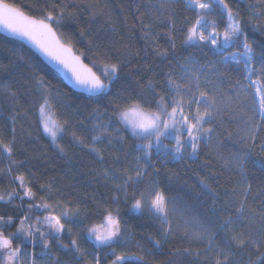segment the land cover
<instances>
[{
  "label": "snow or ice",
  "instance_id": "6c2138e0",
  "mask_svg": "<svg viewBox=\"0 0 264 264\" xmlns=\"http://www.w3.org/2000/svg\"><path fill=\"white\" fill-rule=\"evenodd\" d=\"M177 2L149 0L145 4L135 0L132 13L135 22L130 28H138L143 36L145 56L150 50L151 56L159 59L163 67L156 72L160 66L141 65L152 71L153 76L142 86L138 82L140 91L117 92L103 108H92L89 115L94 116V122L83 131L80 126L85 125L87 118L81 119L72 112L62 113L64 119L60 124L53 121L52 108L63 103L64 93L51 86L36 64H29V81L35 91L29 99V107L24 109V118L29 112L34 114L35 130L47 133L57 152L65 153L64 145L59 142L63 137L58 136L63 133L70 138L68 143L94 155L99 167L90 171L103 182L110 195L107 198L89 196V206L76 190L61 185L55 177L37 175L26 167L25 159L17 158L23 153L22 137L17 131V121L22 116L20 112H13L9 126L0 129V152L7 157V167L0 168V181H8L0 187V202L13 207L11 213L0 211V264H40L44 257L60 264V260L51 255L54 246L71 252L77 264H150L152 248L162 246L180 233L190 243L203 247L195 250L189 247L175 254L194 255L197 264H236V253L243 251L248 253L246 264H264V199H261L259 212L250 202L264 198V189L254 193L252 184L244 177L218 204L219 193L209 182L215 177L208 173L197 182L204 192L214 197L212 208L216 220L205 225L198 218L190 217L181 224L176 219V199L165 183L170 177L164 176L157 166L158 163L163 165L169 157L198 159L203 151L201 142L211 145L216 135V120L222 108L246 98L249 93L258 102L261 121L257 124L253 120L248 124L242 141L247 147L259 148L264 153V66L259 69L254 66L256 50L244 30L247 19L264 32V0L251 5L253 11L247 18L229 0H186L185 7L194 15L184 16L182 23L177 18ZM215 4L222 6L226 20L209 19L208 14L213 12ZM85 11L87 21L81 19ZM128 19L123 16L118 20L108 4L96 0L84 3L42 0L36 6L0 0V24L27 38L66 69L77 85L94 93L90 99L98 101L107 99L122 74L129 71V57L140 56V51L133 50L118 32V23L125 24ZM96 22H100L98 27ZM72 24L86 40L87 50L76 48L72 34L64 31ZM158 30H163L167 47L160 43L161 31ZM178 39L187 48L215 49L220 58L201 64L190 54L183 63L173 65L168 57L174 58ZM260 56L264 58V43ZM241 57L239 78L234 79L229 65L233 61L240 65ZM19 59L29 58L20 56ZM157 76L162 77V81H157ZM225 78H229L232 85L230 96L215 82ZM0 94L13 107L17 106L20 93L16 85L0 83ZM22 130L30 136L31 124ZM129 136L134 141L130 152L123 148ZM116 144L121 147L116 149ZM218 159L224 169L240 167L243 174L242 158L218 156ZM17 200L19 203H14ZM132 212L138 213L134 218L140 221L147 217L154 228V231L144 228L147 244L136 240L143 224L136 232L130 229L128 216ZM96 217L99 222L95 221ZM65 234L67 243L63 238ZM220 234L227 241L223 246L218 240ZM81 237L92 242L91 250L81 246ZM133 244L135 251L130 250ZM37 248L40 252H36Z\"/></svg>",
  "mask_w": 264,
  "mask_h": 264
},
{
  "label": "trees",
  "instance_id": "16d2710c",
  "mask_svg": "<svg viewBox=\"0 0 264 264\" xmlns=\"http://www.w3.org/2000/svg\"><path fill=\"white\" fill-rule=\"evenodd\" d=\"M11 3H16L21 6L33 5L36 6L42 2V0H9ZM76 3H84L86 0H75ZM97 3L108 4L118 18L122 20L123 16H128V22L125 24L118 23L119 35L125 37V42L130 44L131 48L135 51H140V56L129 57L131 63L128 68L129 71L122 74L121 79L116 82L115 87L111 89V94L107 99L95 100L90 99V95L77 92L72 89L63 80L61 75L51 68L42 58L34 52L30 47L20 40L7 37L0 33V83H10L17 86L19 90V96L17 106L13 107L10 101L0 94V129H6L11 122V114L13 112H20L22 118L17 121V131L22 137L21 147L23 153L19 155L18 159H25L26 167L30 168L37 175L44 177H55L61 185L69 186L76 190L78 196L90 206L89 196L95 195L98 198H107L110 195L109 190L104 186L103 182L95 178L91 169L99 167L95 163L94 155L90 154L87 150H81L78 146H73L68 143L69 137L63 133H58L59 137H63L59 140L65 147V153L57 152L55 144L52 138L47 134L36 131L35 116L32 112L27 114L24 118V109L29 107V99L31 94L35 91L29 76L31 73L30 63L36 64L42 70V74L51 82V86L59 88L64 95L62 96L63 103L58 107L54 106L51 111L52 117L57 124L62 123L64 112H72L77 114L79 118L86 119L85 125L80 126L83 131L87 127H90L94 122V116H90L92 108L101 107L107 105V100L112 99L117 92L121 94L134 93L140 91L139 85H144L149 77L153 76V72L141 67L145 63L155 64L160 67L155 69L156 72L160 71L163 67L159 59H154L149 55L146 57L144 44V38L141 35L138 28H130V25L135 22L133 16L135 0H96ZM143 3H148L149 0H142ZM155 2V0H152ZM229 2L239 9L242 16L247 18L253 11L251 5L257 4L258 0H229ZM186 0H178L176 6L177 18L180 22H183L184 16L194 15L193 11L185 7ZM120 5L124 8L121 9ZM219 13L223 16V20H226V13L221 5L217 4ZM29 11V9H25ZM259 12V8H257ZM30 14H32L30 12ZM83 21L88 20L87 12L85 11L81 17ZM102 22V21H101ZM100 22H96V26H99ZM244 30L248 34L249 41L252 42L253 47L256 50V56L253 64L259 69L264 66V58L260 56L261 44L264 43V32H261L252 23L246 22L244 24ZM66 33L72 34V40L76 48H85L86 40L79 36L77 26L72 24L69 27H65ZM159 37L160 43L167 47V38L163 35V30ZM229 47V51L234 49ZM85 50H87L85 48ZM192 55L196 61L201 64H207L210 61H216L220 58V53L208 47L203 50L197 48H187L182 46L181 41L177 40V47L175 49V56L169 55L168 59L172 61L173 65L183 63L184 58ZM24 56L26 60H20L19 57ZM86 62H88L86 60ZM243 60L240 65H237L234 61L230 63L229 68L232 78H239V69L242 68ZM257 79V77H254ZM157 81H162V77L157 76ZM220 89L227 95H232L229 91L232 85L229 83V78H225L222 81H215ZM27 83V87L25 84ZM159 91V89H157ZM55 95V93H53ZM55 101L53 104L55 105ZM155 106L153 105V108ZM108 119V117H103ZM257 124L260 123L261 117L257 110V102L253 100L251 93L246 98L237 100L235 103L222 108L219 116L216 120V135L212 137L211 145H205L201 142L203 151L200 153L198 159H189L185 156L183 159L177 157L173 160L171 157L165 160L164 164L158 163V167H161V171L164 176L170 177L165 181L167 187L170 189V194L176 199L178 212L176 219L183 223V221L190 217H196L205 225L216 220V212L212 208V201L214 197L210 196L198 184V179L207 176L208 173H212L215 179H210L209 182L212 187L219 193V200L217 203H221L227 198L228 193L237 186V182L241 181L244 177L248 182L252 184L254 193L260 189H264V153H261L259 148H249L242 141L244 135V129L252 121ZM31 124L30 136L25 135L22 129H28ZM115 126V125H114ZM123 135V133H121ZM127 144L123 145L124 151H132L134 147V141L129 136L127 137ZM167 143V141H166ZM120 144H116L115 148L119 149ZM139 154V153H137ZM218 156H222L224 159H231L233 156L242 158L243 174H241L240 167H234L231 169H224L222 161L218 159ZM156 158L155 156L153 157ZM161 159H164L161 156ZM7 167V157L0 152V168ZM23 171V169H21ZM174 173V175H173ZM43 182V181H41ZM8 184L7 179L0 181V187ZM15 187V184L11 185ZM261 199L256 201H250L253 206L259 212ZM14 203L18 204L19 201ZM127 213V208L121 206ZM0 211H7L11 213L13 207L11 205H5L4 202H0ZM138 213L132 212L129 214V226L133 232H136L137 228L143 224L144 227L139 228L137 232L136 240H143L145 244L147 241L144 239V228L154 231L151 227V222L147 220V217L143 221H140L134 217H137ZM96 222H99V218H95ZM13 229H10L11 231ZM65 243L68 242L67 234L64 235ZM218 240L223 246L227 241L223 234L218 236ZM88 242L92 246V242L84 240L81 237V242ZM151 247V245H148ZM191 247L193 250L201 248L203 245L189 242L180 233L171 237L166 243L160 247L152 248L151 256L148 258L150 264H197V258L193 256L176 255V251L181 252L185 248ZM107 251V249H104ZM131 251H135L134 244L130 248ZM52 253H60L64 257V260H71L72 253L61 250L58 246H54ZM52 255V254H51ZM53 256V255H52ZM236 259L241 260V264H246L244 261L247 259V255L237 252Z\"/></svg>",
  "mask_w": 264,
  "mask_h": 264
},
{
  "label": "water",
  "instance_id": "95a60500",
  "mask_svg": "<svg viewBox=\"0 0 264 264\" xmlns=\"http://www.w3.org/2000/svg\"><path fill=\"white\" fill-rule=\"evenodd\" d=\"M0 33L11 37L17 40L22 41L25 43L28 47H30L34 52H36L46 64H48L51 68L56 70L63 80L67 83L68 86H70L72 89H74L77 92H81L90 96H93L94 93L89 92L85 87L77 85L74 80L71 78L70 73L64 69L62 66L58 65L55 61H52L49 57H47L44 53H42L38 48L35 47L34 44H32L27 38L19 36L17 34L12 33L9 29H7L3 24H0ZM85 63H87L85 61Z\"/></svg>",
  "mask_w": 264,
  "mask_h": 264
},
{
  "label": "rangeland",
  "instance_id": "374dc122",
  "mask_svg": "<svg viewBox=\"0 0 264 264\" xmlns=\"http://www.w3.org/2000/svg\"><path fill=\"white\" fill-rule=\"evenodd\" d=\"M205 2H207V0H205ZM208 15H209V19H217V20H220L223 17L221 15V13H219V11H218L217 4L214 5L213 12L211 14H208ZM240 59H241V61L243 60L242 57ZM253 79H255V78L253 77ZM51 117H52V115H51ZM52 119H53V121H55V119L53 117H52ZM258 226H259V221H257V227ZM81 246L84 247V248H87L89 250H91L93 248V246L90 243L84 242V241L81 242ZM29 250H31V248H29ZM36 252H40V249L37 248L36 249ZM241 253L247 255V259H245V261H244L246 263V261L248 260V253L246 251H243ZM52 255L55 256V257H57L60 260V264H77V261H76V259H75V257H74L73 254H72V256H70L71 257L70 262L64 260V257L61 256L60 253H58V254L57 253H52ZM40 264H56V261L55 260H52L50 257H44L43 259H41ZM236 264H241V260L240 259H236Z\"/></svg>",
  "mask_w": 264,
  "mask_h": 264
}]
</instances>
